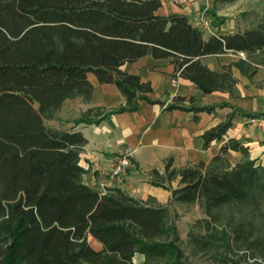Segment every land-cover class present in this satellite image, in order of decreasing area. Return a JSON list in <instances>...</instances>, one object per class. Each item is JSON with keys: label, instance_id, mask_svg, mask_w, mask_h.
<instances>
[{"label": "trees", "instance_id": "16d2710c", "mask_svg": "<svg viewBox=\"0 0 264 264\" xmlns=\"http://www.w3.org/2000/svg\"><path fill=\"white\" fill-rule=\"evenodd\" d=\"M233 1L214 0L215 9ZM161 6L160 0H0V264H133L136 254L149 264L175 251L156 242L165 234L169 206L203 201L215 209L245 201L257 187L264 191V168L255 161L231 168L229 151L245 157L248 152L230 140L208 165L175 170L169 160L164 175L152 172V184L171 192L169 206H149L119 189L102 195L83 183L84 136L45 125L67 100H91L89 74L101 85H115L125 105L88 110L75 124L91 122V115L135 112L139 101L164 106L149 98V82L121 70L143 57L169 60L174 75L204 96L223 92L237 98L232 67L249 79L264 67V21L205 40L187 17L158 16ZM228 53L245 59L221 71L202 63ZM184 103L177 98L165 110L213 113L229 106ZM239 113L249 119L263 115ZM233 117L203 135L204 148L222 138ZM173 181L178 188H170ZM88 237L102 250L92 249Z\"/></svg>", "mask_w": 264, "mask_h": 264}, {"label": "crops", "instance_id": "0c3cea01", "mask_svg": "<svg viewBox=\"0 0 264 264\" xmlns=\"http://www.w3.org/2000/svg\"><path fill=\"white\" fill-rule=\"evenodd\" d=\"M161 8L157 11L160 17L180 15L187 17L189 23L199 30H204L200 18L213 9L214 0H160ZM215 34L203 38L208 40L212 35L223 36L234 32L216 29ZM244 32V31H243ZM242 33V32H237ZM244 54L239 56L228 53L207 57L202 60L211 71H221L223 66L233 65ZM121 70L137 75L141 81L149 82L153 94L151 101H160L164 106L138 102L135 112L108 114L101 117L91 115L89 123L75 124L88 110L101 109L111 112L125 105V98L113 84L101 85L92 75L88 79L94 87L93 97L89 101L82 98L73 103L66 101L61 118L65 126L56 130L80 132L87 141L80 153L79 165L85 170L83 183L96 190L100 185L105 195L113 189H119L135 200L153 207H166L171 200V192L152 184L153 171L164 175L165 166L172 161V169L180 170L196 166L203 162L210 164L218 155L220 148L230 140H236L247 149L250 161L256 164L264 162V133L249 118L239 111L251 115H264V67L258 66L252 78L243 76L236 67L232 74L237 80L238 97L228 93L215 92L204 96L188 80L174 75V67L169 60H155L143 57L132 64H125ZM185 99L186 107H210L227 104L216 108L213 113L172 110L165 108L175 104V99ZM194 99L195 102H189ZM234 113L231 126L218 141H213L204 148L203 135L210 129L227 121ZM120 154L130 155L133 168L122 179H112L110 173L114 158ZM246 156V157H247ZM231 168L245 159L236 151L226 155ZM142 174L139 176L138 174ZM178 188V181L173 189ZM91 238V237H89Z\"/></svg>", "mask_w": 264, "mask_h": 264}, {"label": "rangeland", "instance_id": "374dc122", "mask_svg": "<svg viewBox=\"0 0 264 264\" xmlns=\"http://www.w3.org/2000/svg\"><path fill=\"white\" fill-rule=\"evenodd\" d=\"M214 9L215 6L202 15L210 22V29L202 30L206 36L221 27L234 33L243 32L264 21V0H235ZM78 98L67 101L73 103ZM62 113L63 107L45 125L51 129L65 126ZM244 160H249L248 156ZM256 166L264 168V162ZM174 182L169 184L171 189ZM96 190L102 192L103 188L98 185ZM168 209L165 234L156 242L170 244L175 251L164 259H151L149 264H264V191L260 188L251 190L243 202L215 209L203 201L173 204ZM88 243L95 251L102 250L94 239L88 237ZM146 261L145 255L136 254L132 263Z\"/></svg>", "mask_w": 264, "mask_h": 264}, {"label": "built area", "instance_id": "2783aa9c", "mask_svg": "<svg viewBox=\"0 0 264 264\" xmlns=\"http://www.w3.org/2000/svg\"><path fill=\"white\" fill-rule=\"evenodd\" d=\"M201 27L204 30L210 29V22L205 16L200 18ZM251 124L256 125L264 133V115L250 120ZM133 168V163L128 154H120L114 158L113 168L110 173L112 179H122L127 176L128 172Z\"/></svg>", "mask_w": 264, "mask_h": 264}]
</instances>
